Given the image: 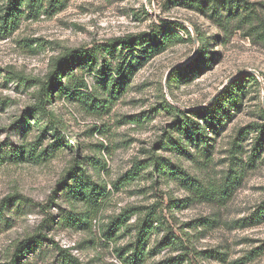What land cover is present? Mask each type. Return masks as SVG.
I'll return each instance as SVG.
<instances>
[{"label":"rangeland","instance_id":"1","mask_svg":"<svg viewBox=\"0 0 264 264\" xmlns=\"http://www.w3.org/2000/svg\"><path fill=\"white\" fill-rule=\"evenodd\" d=\"M245 1L22 0L0 23V264H126L143 223L142 264H264V0Z\"/></svg>","mask_w":264,"mask_h":264},{"label":"trees","instance_id":"2","mask_svg":"<svg viewBox=\"0 0 264 264\" xmlns=\"http://www.w3.org/2000/svg\"><path fill=\"white\" fill-rule=\"evenodd\" d=\"M37 0H29V3L31 6H34ZM195 3H197L198 5L201 6V2H207L209 0H191ZM215 1V3H219L221 5H225L228 8H232L234 6L239 7L241 6V3L245 4H249L248 2H246L245 0H213ZM22 0H7V4L5 6V9L3 10L4 14L0 15V23L1 24H7L8 22H12L14 20V18L16 17V13L19 10V7L21 6ZM191 4V3H190ZM246 6V5H245ZM3 25L1 27H3ZM185 31H189L188 29H185ZM159 33H155V34H151L148 37L150 38V40H147L148 37H145L144 35H140L135 39L132 40H125V39H121V44H126L129 45L131 42H139L141 41L143 42H150L151 45H154L153 47H159V45L162 43V40L159 39ZM170 37H175L173 35H170ZM113 46V45H112ZM116 47V46H115ZM143 53L146 54V50H143ZM66 61H63V58H60L59 63L58 64H62V63H66L69 62L70 64H75V63H80L82 60V55L78 52H74V51H69L66 54ZM195 64L196 66H200L201 62L197 59L195 60ZM63 65H59L56 69V71L54 72L53 76L51 77V79L44 84V87H42V92H45V96L49 94V85H55L56 82L60 81L61 78L63 77ZM127 69L123 68V66L119 67L117 70L118 75L122 78L125 74ZM254 77V76H253ZM255 78V77H254ZM241 85V82L238 81L236 84L232 85V87L230 88V93H234L233 90L236 87H239ZM63 85L60 84V87H62ZM82 87H87V85L85 83L82 84ZM63 91H66L65 88H63ZM67 92V91H66ZM47 96L45 98V101L47 99ZM224 93H221L219 95L218 100L214 103L213 105V109H210V114L212 115V118H218L220 117V113L221 110H225V111H230L229 108H227L225 106V101H224ZM234 101L235 103L239 102V99L237 97H234ZM217 103V104H216ZM166 108L168 110H173V111H178V109L175 106L170 105L167 101H166ZM39 110H41V112L48 114V111L45 107L44 104V100L43 97L40 96L39 98ZM227 113V112H226ZM264 115V114H263ZM222 119V118H220ZM194 127L196 132L199 135H203L206 139V131L204 130V128H202L200 126V124L197 122H194ZM263 126H258V129L262 131ZM262 140L261 136L258 137L257 143L255 144V150L257 149V147L259 146L260 141ZM75 193H77L78 197H81V199H86L89 200L91 203H97L98 200L100 199V197H102L105 193H106V188L105 187H101L99 185H97L92 179L91 177H87V179L85 180L84 178L81 180L79 184L76 186L75 189ZM125 212H123L122 214H120L117 217H114V219L109 223L108 225V230L104 232V235L107 238L112 239L115 236V233L119 230V228L125 223ZM70 219H73L76 222H80V221H84L83 218L81 217H72ZM149 234V228H147V223H143L142 228H140L139 233H138V241L136 244L135 248L132 249H125L124 250H120L118 253V256L123 260V262H125L126 264H142L144 261V250L142 247V243L144 242V240L146 239V237ZM37 241V239L35 237L29 238L23 242H21L20 244L17 245V253L14 256L13 262L17 261V258L22 257L23 255H27L28 251L32 248V246L35 244V242ZM66 252V251H64ZM65 254V258H67V260L69 261V263L71 264H79V261L73 257H71L70 254L64 253Z\"/></svg>","mask_w":264,"mask_h":264},{"label":"water","instance_id":"3","mask_svg":"<svg viewBox=\"0 0 264 264\" xmlns=\"http://www.w3.org/2000/svg\"><path fill=\"white\" fill-rule=\"evenodd\" d=\"M213 99H214V97L210 101H212Z\"/></svg>","mask_w":264,"mask_h":264}]
</instances>
